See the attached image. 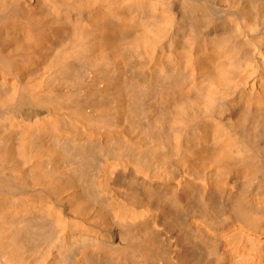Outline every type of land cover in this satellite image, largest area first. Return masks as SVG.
Instances as JSON below:
<instances>
[{
    "label": "bare ground",
    "instance_id": "6f19581e",
    "mask_svg": "<svg viewBox=\"0 0 264 264\" xmlns=\"http://www.w3.org/2000/svg\"><path fill=\"white\" fill-rule=\"evenodd\" d=\"M48 18L139 55L115 119L35 82ZM0 82V264H264V0H0Z\"/></svg>",
    "mask_w": 264,
    "mask_h": 264
},
{
    "label": "rangeland",
    "instance_id": "374dc122",
    "mask_svg": "<svg viewBox=\"0 0 264 264\" xmlns=\"http://www.w3.org/2000/svg\"><path fill=\"white\" fill-rule=\"evenodd\" d=\"M49 11L50 8L47 5L40 4L33 10V15L34 17L41 18L47 15ZM48 20L54 27L55 33L50 38L44 39L42 46L44 49L46 47L57 54V62L50 68L47 67L46 62L43 63V68L41 69V73L43 71L42 76L38 77L35 82L37 84L48 83V85L56 88L55 97L63 104L64 110L67 109L66 112L70 114H68L69 118L73 117L72 119H74V121L69 120L70 122H78L79 124L81 120L82 123L80 124L94 123L93 117L95 116V112H104L103 114L111 117L110 120L115 119L119 115L117 114V110L119 109L116 104L117 102L108 100L107 98L102 99L98 95V92L103 90L110 93L118 87L125 90L135 85L131 80L125 79L124 76H118L117 69L122 66L130 67L131 63H137L140 59L137 52L130 48H123L117 50L120 53L126 54L122 62H116L114 55L111 58L102 60L101 56L109 49L105 35H98L96 39L99 41L101 47L95 51L93 47H88L87 51L92 53V57L91 63L86 67L80 59L79 50L76 48L61 50L62 45L66 41L65 33L58 31V22L55 19L48 18ZM108 29V25H105L104 33ZM124 35L120 30L115 37L121 40ZM26 71H28V74L31 71L33 72L34 65L28 66ZM2 85V82H0V96L3 95ZM66 106L70 111H68ZM56 107L61 108L58 109L62 112L63 107L61 105ZM103 118L107 119V117Z\"/></svg>",
    "mask_w": 264,
    "mask_h": 264
}]
</instances>
